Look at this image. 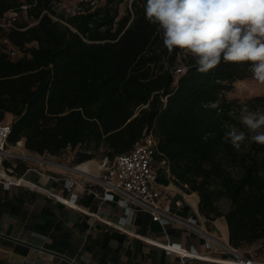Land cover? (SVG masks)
<instances>
[{
  "label": "trees",
  "instance_id": "16d2710c",
  "mask_svg": "<svg viewBox=\"0 0 264 264\" xmlns=\"http://www.w3.org/2000/svg\"><path fill=\"white\" fill-rule=\"evenodd\" d=\"M81 1L64 15L52 0H0V18L26 6L27 20L2 36L0 123L11 116L7 145L22 141L39 155L75 151L72 165L100 156L109 162L146 132L167 161L172 181L196 193L201 215L223 218L236 250L264 243V144L225 139L241 124V109L264 114V96L228 98L236 82L255 79L248 62L221 60L206 74L145 17L146 0ZM92 4V5H91ZM182 68L180 74L175 70Z\"/></svg>",
  "mask_w": 264,
  "mask_h": 264
},
{
  "label": "crops",
  "instance_id": "0c3cea01",
  "mask_svg": "<svg viewBox=\"0 0 264 264\" xmlns=\"http://www.w3.org/2000/svg\"><path fill=\"white\" fill-rule=\"evenodd\" d=\"M6 147L18 156L3 158L0 164V264H70V260L74 264H219L180 258L156 244H177L212 258L225 256L207 250L204 239L193 231L175 224L161 226L143 211L101 200L96 184L82 189L76 185L83 181L80 174L52 163L71 166L65 153L52 158L26 150L23 143ZM85 163L92 174L102 175L91 161ZM155 171L160 203H169L174 214L196 219L200 227L228 243L223 218L206 219L199 212L196 193L181 190L157 162ZM20 177L23 185H6ZM68 180L76 183L70 189L65 187ZM72 194L74 203L69 201ZM245 258L264 263V245Z\"/></svg>",
  "mask_w": 264,
  "mask_h": 264
},
{
  "label": "clouds",
  "instance_id": "9594fccd",
  "mask_svg": "<svg viewBox=\"0 0 264 264\" xmlns=\"http://www.w3.org/2000/svg\"><path fill=\"white\" fill-rule=\"evenodd\" d=\"M145 17L163 30L168 50L191 53L197 71L206 74L221 60L248 62L264 84V0H146ZM249 133L230 128L225 139L239 148L246 139L264 144V114L241 109Z\"/></svg>",
  "mask_w": 264,
  "mask_h": 264
},
{
  "label": "built area",
  "instance_id": "2783aa9c",
  "mask_svg": "<svg viewBox=\"0 0 264 264\" xmlns=\"http://www.w3.org/2000/svg\"><path fill=\"white\" fill-rule=\"evenodd\" d=\"M24 10H26V6H21L19 10H9L0 18V45L6 46L7 53L12 57L18 52L2 36V32L18 29V18ZM182 71V68H177L175 73L180 74ZM9 133L10 123H0V164L3 158L18 156L7 150ZM15 145L21 146L22 141H17ZM38 160L47 162L42 158H38ZM155 162L164 168L168 176H170L166 159L157 155L156 141L151 132L144 133L129 152L117 156L112 166L107 168L103 175L92 174L88 169L87 163L69 166L52 161V163L63 166L82 176L83 181L79 184L71 180L66 181V188L70 189V187L76 184L82 189H87L89 185L96 184L101 190V195H99L101 200L115 201L125 209L133 208L134 210L143 211L149 214L153 222L161 226L175 224L193 231L204 239L207 250H218L225 256L212 258L203 256L195 250H186L177 244H156L166 252L174 253L180 258L209 260L219 264H264L243 257L238 250L231 247L228 243L200 227L196 219L179 217L172 212L169 203H160L157 199L158 194L154 186L156 182ZM23 184L24 181L21 177L13 178L6 182V185L20 186ZM75 200L76 195L72 194L69 201L74 203ZM69 262L70 264H74V260H70Z\"/></svg>",
  "mask_w": 264,
  "mask_h": 264
},
{
  "label": "rangeland",
  "instance_id": "374dc122",
  "mask_svg": "<svg viewBox=\"0 0 264 264\" xmlns=\"http://www.w3.org/2000/svg\"><path fill=\"white\" fill-rule=\"evenodd\" d=\"M81 1H86V0H52V7L55 12L68 16L78 11V4ZM87 1H91V0H87ZM130 1L131 0H123V2L117 6L119 11V16H122L125 13L126 8L129 7ZM104 2L105 0H97L93 5L91 4L93 8L92 10H94L96 6L98 7L102 6ZM26 20H27L26 10H24L19 15L18 23L25 22ZM15 56L18 57L20 55L19 53H17ZM263 94H264V84L259 83L255 79H247L244 81L236 82L234 85V89L231 92L227 93V97L245 99L256 95L264 96ZM10 119L11 117L7 116V118L3 122L10 123L11 121ZM76 151L77 150L75 151L67 150L65 154L72 159ZM89 161H91L92 164L96 166V168L98 167L100 169L99 173L102 175L104 174L107 168L112 166V162H109L106 159H101L100 156H97L96 158ZM263 245L264 243L262 241H259L254 244L244 246L238 251L243 256L247 257V255L249 254L259 252L260 248H262Z\"/></svg>",
  "mask_w": 264,
  "mask_h": 264
}]
</instances>
